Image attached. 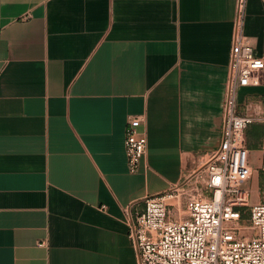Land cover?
<instances>
[{
    "label": "crops",
    "instance_id": "0c3cea01",
    "mask_svg": "<svg viewBox=\"0 0 264 264\" xmlns=\"http://www.w3.org/2000/svg\"><path fill=\"white\" fill-rule=\"evenodd\" d=\"M236 0H0V264H137L124 208L199 167L221 138ZM243 33L264 50V0ZM264 105L237 92L239 114ZM130 116L147 138L131 173ZM263 126L244 130L264 203Z\"/></svg>",
    "mask_w": 264,
    "mask_h": 264
},
{
    "label": "built area",
    "instance_id": "2783aa9c",
    "mask_svg": "<svg viewBox=\"0 0 264 264\" xmlns=\"http://www.w3.org/2000/svg\"><path fill=\"white\" fill-rule=\"evenodd\" d=\"M245 4L236 0L219 145L179 182L144 196L142 207L132 202L124 208L137 264H264V203L250 204L246 184L252 169L244 138L249 124H262L259 168L264 172V105L250 106L244 114L237 109L238 89L259 85L264 71V50L256 53L243 33ZM142 121L130 116L125 125L131 173L146 152Z\"/></svg>",
    "mask_w": 264,
    "mask_h": 264
},
{
    "label": "rangeland",
    "instance_id": "374dc122",
    "mask_svg": "<svg viewBox=\"0 0 264 264\" xmlns=\"http://www.w3.org/2000/svg\"><path fill=\"white\" fill-rule=\"evenodd\" d=\"M240 233H241V234H244V235H245V234L247 235V234H252V231H251V230H243V231H241Z\"/></svg>",
    "mask_w": 264,
    "mask_h": 264
}]
</instances>
